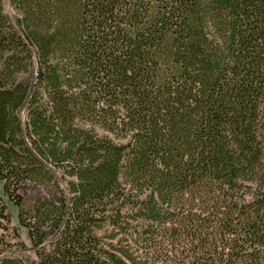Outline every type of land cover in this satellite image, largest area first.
Instances as JSON below:
<instances>
[{"label":"trees","instance_id":"1","mask_svg":"<svg viewBox=\"0 0 264 264\" xmlns=\"http://www.w3.org/2000/svg\"><path fill=\"white\" fill-rule=\"evenodd\" d=\"M0 180V264H264V0H0Z\"/></svg>","mask_w":264,"mask_h":264},{"label":"rangeland","instance_id":"2","mask_svg":"<svg viewBox=\"0 0 264 264\" xmlns=\"http://www.w3.org/2000/svg\"><path fill=\"white\" fill-rule=\"evenodd\" d=\"M4 9H5V12L9 15V17H11L13 11L10 8V6L8 5L7 2H5V4H4ZM0 198H1V201L6 205L7 211L10 213V222L9 223H5L4 220H1V219H0V222L2 224H6L7 228L16 227L17 231L19 232L20 239L23 240L26 244H29V240H28V237H27L26 229L24 227H20L18 225L17 217H16V211H17L16 206L13 205L12 202L8 201L5 196H3L2 180H0ZM1 235L6 240H10V242L15 241V239L12 238V232L10 231V229L5 230V229L0 227V236Z\"/></svg>","mask_w":264,"mask_h":264}]
</instances>
